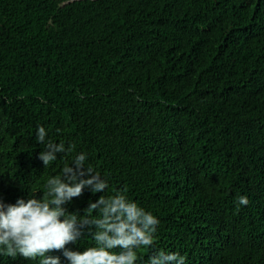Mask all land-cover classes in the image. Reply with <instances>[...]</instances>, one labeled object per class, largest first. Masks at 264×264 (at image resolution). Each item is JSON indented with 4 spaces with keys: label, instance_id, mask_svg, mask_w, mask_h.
I'll use <instances>...</instances> for the list:
<instances>
[{
    "label": "trees",
    "instance_id": "1",
    "mask_svg": "<svg viewBox=\"0 0 264 264\" xmlns=\"http://www.w3.org/2000/svg\"><path fill=\"white\" fill-rule=\"evenodd\" d=\"M38 127L66 149L46 166ZM80 153L108 187L69 214L123 194L158 219L137 264H264V0H0V199Z\"/></svg>",
    "mask_w": 264,
    "mask_h": 264
},
{
    "label": "clouds",
    "instance_id": "2",
    "mask_svg": "<svg viewBox=\"0 0 264 264\" xmlns=\"http://www.w3.org/2000/svg\"><path fill=\"white\" fill-rule=\"evenodd\" d=\"M46 136L44 127L36 129V143L44 145L39 155L44 166L55 161L57 154L66 152L63 144H53ZM85 161L83 153L77 154L70 165L62 168L59 177L47 180L46 191L39 199H18L15 204L0 199V254L19 256L37 264H61L59 257L48 255L61 251L68 264H137L138 250L150 248L157 232L159 221L151 212L123 194L100 196L89 204L83 216L66 211L64 206L80 197L84 190L95 195L108 187L104 179L85 166ZM85 176L89 178H82ZM236 204L244 207L246 201L240 198ZM86 233L91 235L95 246L83 252L66 248ZM148 264L186 262L179 253L156 252L149 257Z\"/></svg>",
    "mask_w": 264,
    "mask_h": 264
}]
</instances>
